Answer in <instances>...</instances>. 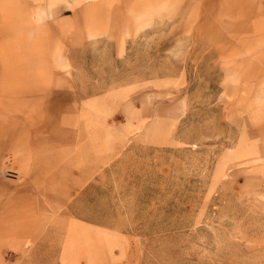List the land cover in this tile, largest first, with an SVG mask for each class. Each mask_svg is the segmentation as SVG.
<instances>
[{
    "label": "rangeland",
    "instance_id": "rangeland-1",
    "mask_svg": "<svg viewBox=\"0 0 264 264\" xmlns=\"http://www.w3.org/2000/svg\"><path fill=\"white\" fill-rule=\"evenodd\" d=\"M0 215V264H264V0H0Z\"/></svg>",
    "mask_w": 264,
    "mask_h": 264
},
{
    "label": "crops",
    "instance_id": "crops-1",
    "mask_svg": "<svg viewBox=\"0 0 264 264\" xmlns=\"http://www.w3.org/2000/svg\"><path fill=\"white\" fill-rule=\"evenodd\" d=\"M32 115H34L33 113H32ZM32 115H31V117L30 118H32ZM34 118V117H33ZM35 119H37V117L35 118ZM40 124V123H39ZM41 126H45V124H40ZM44 130V129H43ZM27 131H28V129H27ZM29 131L30 132H33V129L31 128V129H29ZM31 137H32V135H31ZM30 137V138H31ZM31 142H34L33 141V139L31 138V140H30ZM29 145V142H28V144H27V146ZM26 146V145H25ZM29 151L31 152L32 150L31 149H29ZM35 151V150H34ZM33 151V152H34ZM33 152L30 154V156H32L33 155ZM77 171H78V173H79V175H81V170L80 169H77ZM24 183V182H23ZM25 185H24V189H25V191H28V192H30V193H33L35 190V188H34V185L30 182V181H27V182H25L24 183ZM18 186V185H17ZM16 186V187H17ZM15 188V187H14ZM16 189V188H15ZM22 191V190H21ZM33 194H35V193H33ZM47 197V196H46ZM29 199H31L30 201H35L34 200V196H30L29 197ZM46 200L48 201V199L46 198ZM65 206H66V214H70V215H72V216H78V215H76L75 214V212L73 211V210H71V207H70V203H67L66 202V204H65ZM63 214H65V212H63ZM1 216V215H0ZM3 216H7L6 214H4ZM9 216V215H8ZM30 217V216H29ZM21 218V217H20ZM21 219H23V218H21Z\"/></svg>",
    "mask_w": 264,
    "mask_h": 264
}]
</instances>
